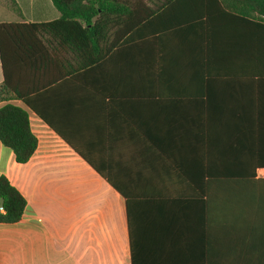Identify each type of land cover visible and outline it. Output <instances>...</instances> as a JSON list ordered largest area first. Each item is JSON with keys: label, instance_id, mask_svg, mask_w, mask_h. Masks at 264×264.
<instances>
[{"label": "crops", "instance_id": "crops-1", "mask_svg": "<svg viewBox=\"0 0 264 264\" xmlns=\"http://www.w3.org/2000/svg\"><path fill=\"white\" fill-rule=\"evenodd\" d=\"M222 8L162 10L83 71L52 38L48 60L8 41L0 107L28 112L38 148L18 164L0 142L27 201L0 224V264H264V29ZM59 18L51 0H0V24Z\"/></svg>", "mask_w": 264, "mask_h": 264}, {"label": "trees", "instance_id": "trees-1", "mask_svg": "<svg viewBox=\"0 0 264 264\" xmlns=\"http://www.w3.org/2000/svg\"><path fill=\"white\" fill-rule=\"evenodd\" d=\"M60 18L56 21L36 24H0V53L6 61V45L12 40L19 48L30 52L39 49L44 60L53 51L52 38L57 49L70 53L76 66L75 71L93 68L104 62L111 51L132 36H141L144 25H155L158 13L168 8H180L188 0H51ZM204 2L212 0H203ZM226 8L223 11L243 19H256L264 29V0H219ZM236 5L241 6L237 8ZM206 6V5H205ZM205 8L208 9V6ZM168 12V11H165ZM207 17L212 11L205 10ZM46 36L49 38L47 39ZM36 45L28 43V39ZM44 40V41H43ZM47 40V41H46ZM29 47V49H28ZM264 49V48H263ZM12 89L8 82L0 87V102L11 99ZM32 107L30 101H25ZM36 109V108H35ZM36 111V110H35ZM41 119L63 136L50 121L36 111ZM82 158L110 183L103 169L96 166L81 151L63 138ZM0 142L11 149L18 164L28 163L38 148V139L31 129L28 112L14 104L0 107ZM27 201L10 183L0 176V224H16L24 216Z\"/></svg>", "mask_w": 264, "mask_h": 264}]
</instances>
